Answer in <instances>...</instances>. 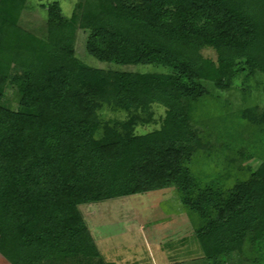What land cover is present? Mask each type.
<instances>
[{"label": "trees", "instance_id": "obj_1", "mask_svg": "<svg viewBox=\"0 0 264 264\" xmlns=\"http://www.w3.org/2000/svg\"><path fill=\"white\" fill-rule=\"evenodd\" d=\"M42 7L36 35L20 24L27 0H0V255L113 264L79 206L173 188L206 259L264 264V106L225 111L208 85L227 91L243 72L264 94V0ZM78 29L100 63L165 71L92 67L75 54ZM154 105L159 127L137 133Z\"/></svg>", "mask_w": 264, "mask_h": 264}, {"label": "rangeland", "instance_id": "obj_2", "mask_svg": "<svg viewBox=\"0 0 264 264\" xmlns=\"http://www.w3.org/2000/svg\"><path fill=\"white\" fill-rule=\"evenodd\" d=\"M77 0H27L28 8L22 12L21 26L40 35L45 26L46 10L43 6L57 3L63 15L70 17ZM87 33L76 31L74 49L76 56L86 64L97 68H113L139 73L164 72L151 65L112 66L100 63L85 51ZM201 55L216 61L212 49H203ZM261 77L246 78L239 72L227 91L212 93L220 99L225 111L232 112L248 106H264V94L258 82ZM5 98L13 103V94L6 90ZM155 122L138 127L137 133L157 129L164 114L163 108L154 105ZM83 220L106 263L113 264H220L203 256L175 189L153 191L127 197L115 198L100 203L79 206ZM102 257V258H103ZM131 262V263H130ZM226 264H249L236 253L229 254ZM0 264H9L0 255Z\"/></svg>", "mask_w": 264, "mask_h": 264}, {"label": "crops", "instance_id": "obj_3", "mask_svg": "<svg viewBox=\"0 0 264 264\" xmlns=\"http://www.w3.org/2000/svg\"><path fill=\"white\" fill-rule=\"evenodd\" d=\"M99 252H100L101 256L103 257V255H102V253H101V251H100V250H99ZM103 259H104V261H106L104 257H103ZM106 262H108V261H106ZM110 263H112V262H110ZM126 263H128V262H126ZM126 263H125V264H126ZM130 263H131V262H130ZM114 264H115V263H114ZM132 264H136V261H135V262L133 261V263H132Z\"/></svg>", "mask_w": 264, "mask_h": 264}]
</instances>
